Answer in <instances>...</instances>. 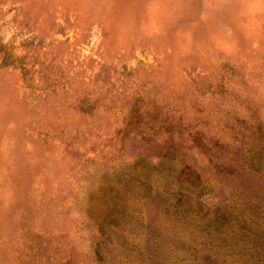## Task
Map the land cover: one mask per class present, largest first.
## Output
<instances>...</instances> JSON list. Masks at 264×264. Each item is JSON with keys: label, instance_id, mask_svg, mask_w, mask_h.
Returning a JSON list of instances; mask_svg holds the SVG:
<instances>
[{"label": "rangeland", "instance_id": "obj_1", "mask_svg": "<svg viewBox=\"0 0 264 264\" xmlns=\"http://www.w3.org/2000/svg\"><path fill=\"white\" fill-rule=\"evenodd\" d=\"M0 264H264V0H0Z\"/></svg>", "mask_w": 264, "mask_h": 264}, {"label": "trees", "instance_id": "obj_2", "mask_svg": "<svg viewBox=\"0 0 264 264\" xmlns=\"http://www.w3.org/2000/svg\"><path fill=\"white\" fill-rule=\"evenodd\" d=\"M177 176L181 181H194L195 178L198 176V173L190 168V171L188 172H184V170H180Z\"/></svg>", "mask_w": 264, "mask_h": 264}]
</instances>
